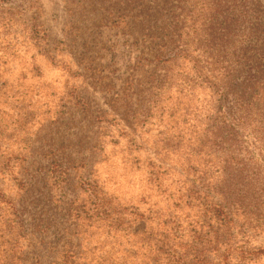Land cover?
I'll list each match as a JSON object with an SVG mask.
<instances>
[{
	"label": "rangeland",
	"instance_id": "374dc122",
	"mask_svg": "<svg viewBox=\"0 0 264 264\" xmlns=\"http://www.w3.org/2000/svg\"><path fill=\"white\" fill-rule=\"evenodd\" d=\"M204 6L218 7L223 24H233L241 13V31L239 37L232 31L231 46L241 41L247 50L248 27L264 23L260 0H206ZM181 9L192 10L193 4L0 0V191L18 211L28 261L37 253L42 264H52L51 254L61 248L76 252L80 264L141 260L145 242L133 243L124 228L114 232L88 215L91 190L114 209L145 217L149 210L171 212L149 181V159L155 158V144L174 130L166 114L149 109L146 71L158 67L146 62L137 68V57L151 59L145 49L150 33L141 31L142 23L152 26L156 12L177 15ZM254 36L264 41V33ZM163 221L138 226L157 234ZM239 227L233 240L248 247V259L233 257L228 264H264V229Z\"/></svg>",
	"mask_w": 264,
	"mask_h": 264
},
{
	"label": "trees",
	"instance_id": "16d2710c",
	"mask_svg": "<svg viewBox=\"0 0 264 264\" xmlns=\"http://www.w3.org/2000/svg\"><path fill=\"white\" fill-rule=\"evenodd\" d=\"M178 2L192 3L193 9L156 12L154 25L142 23L141 31L150 33L145 49L151 59L137 57V68L146 62L158 67L146 71L149 109L166 114L174 130L170 139L155 144V158L149 159V181L164 194L171 212L163 216L149 210L145 217L137 210L114 209L91 190L87 213L109 230L124 228L133 243L145 242L137 264L242 261L248 259V247L234 243L233 230L264 229V41L253 37L264 33V23L248 27L246 50L241 41L230 44L233 30L239 37L241 13L232 14L233 24H223L222 11L206 9V0ZM224 50L227 57L221 56ZM127 129L134 132L131 125ZM127 129L121 128L125 134ZM168 161L172 166L166 167ZM161 219L157 234L138 226ZM25 237L18 211L0 191V264H42L37 253L28 261L20 245ZM51 258L52 264H80L69 248L55 250Z\"/></svg>",
	"mask_w": 264,
	"mask_h": 264
}]
</instances>
